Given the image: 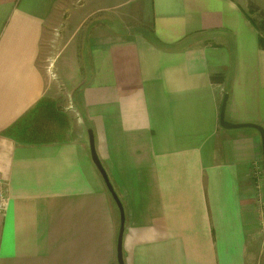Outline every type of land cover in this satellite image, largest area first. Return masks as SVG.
I'll use <instances>...</instances> for the list:
<instances>
[{
  "label": "crops",
  "instance_id": "0c3cea01",
  "mask_svg": "<svg viewBox=\"0 0 264 264\" xmlns=\"http://www.w3.org/2000/svg\"><path fill=\"white\" fill-rule=\"evenodd\" d=\"M61 0H0V264H264V0H124L69 104L38 66ZM109 21V22H108ZM59 65V64H58Z\"/></svg>",
  "mask_w": 264,
  "mask_h": 264
},
{
  "label": "rangeland",
  "instance_id": "374dc122",
  "mask_svg": "<svg viewBox=\"0 0 264 264\" xmlns=\"http://www.w3.org/2000/svg\"><path fill=\"white\" fill-rule=\"evenodd\" d=\"M124 0H61L42 37L38 66L46 75L48 88L61 93V103L72 99L75 78L81 70L84 38L88 28L100 22L103 10ZM109 22V21H108ZM59 64V65H58Z\"/></svg>",
  "mask_w": 264,
  "mask_h": 264
},
{
  "label": "water",
  "instance_id": "95a60500",
  "mask_svg": "<svg viewBox=\"0 0 264 264\" xmlns=\"http://www.w3.org/2000/svg\"><path fill=\"white\" fill-rule=\"evenodd\" d=\"M227 97L228 96L225 94L223 97L222 103H221L220 116H219L220 126L224 129L252 128L258 131L261 137L262 158H263V166H264V130L260 126H257L254 124H232V123L227 122L225 119V108H226ZM88 139H89V146H90V153H91L92 161L94 165L96 166L98 172L100 173L108 192L110 193L112 199L114 200L120 212V228H119V233H118V238H117V262L118 264H124L123 258H122V237H123L122 235L124 231V214H123L122 204L112 187V184L108 178V175L105 169L103 168L101 162L99 161L97 157V154L94 148L93 135L90 130L88 131Z\"/></svg>",
  "mask_w": 264,
  "mask_h": 264
},
{
  "label": "built area",
  "instance_id": "2783aa9c",
  "mask_svg": "<svg viewBox=\"0 0 264 264\" xmlns=\"http://www.w3.org/2000/svg\"><path fill=\"white\" fill-rule=\"evenodd\" d=\"M7 204L6 194L0 189V212L5 211Z\"/></svg>",
  "mask_w": 264,
  "mask_h": 264
}]
</instances>
